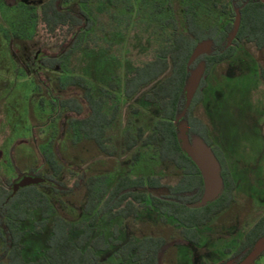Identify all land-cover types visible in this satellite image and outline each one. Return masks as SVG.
Wrapping results in <instances>:
<instances>
[{"label":"trees","instance_id":"obj_1","mask_svg":"<svg viewBox=\"0 0 264 264\" xmlns=\"http://www.w3.org/2000/svg\"><path fill=\"white\" fill-rule=\"evenodd\" d=\"M80 1L88 5L107 0ZM112 1L116 6L123 1L127 10L133 11L128 0ZM194 1L183 0L185 30L173 16L165 18L162 29L171 30L162 32L161 44L154 57L128 72L123 85L124 97L133 99L153 86L145 95V101L159 109L160 118L149 133L142 127L134 129L129 121L120 146L110 131L115 128L121 114L117 93L122 86L113 82L108 89H100L101 94L97 95L94 86L82 76L71 75L65 80H55L53 75L64 73L70 60L80 52L93 28V20L82 9L74 11L67 8L72 0L42 2L34 16L50 37H56L57 42L52 51L42 48L33 69L36 71L37 89L45 93L56 116L54 122L57 123L55 132L58 136L43 153L48 172L31 171L24 175L41 177L45 183L15 192L14 186L23 176L13 184L9 183L8 188H0V264H170L172 261H166V258L173 247H201V231L217 219L222 221L223 214L235 204L237 184L234 176L224 156L213 147L208 127L195 115V109L202 103L206 79L217 65L232 61L242 47L264 53V2L209 0L230 21L223 28L218 25L206 28L199 22ZM142 4L141 10L149 9L153 20H157L158 15L165 16L168 11H174L170 2L165 5L154 1L151 8L147 0H142ZM238 16L241 17L240 28L233 39ZM16 37L19 38L18 35ZM208 41L212 42L211 51L190 65L198 45ZM201 63L206 67L203 80L185 118L176 123L185 108L190 76ZM259 67L260 78L264 82V67ZM40 104L43 106L45 100ZM183 122L188 124L190 140L203 139L222 167L223 192L216 201L202 208H193L203 198L205 187L199 168L181 148L179 124ZM68 135L71 139L66 147L77 149L75 155L79 156L77 158L82 164L88 160L83 158L85 155L91 157L92 148L103 157L116 158L122 147L123 154L132 153L131 165L137 166L143 157L141 149H146L152 150L157 161L168 168L169 176L133 177L127 174L111 186L109 175H91L81 170L80 164L71 166L64 160L59 147ZM66 171L77 176L72 186L62 178ZM41 188L52 189L56 195H69L84 188L85 218L70 222L57 216L50 198ZM150 210L161 215L159 230L162 233L154 230L141 237L131 235L125 241L120 238L125 230L120 221L135 222L142 213ZM38 212L41 220L30 232L41 235L51 223V233L45 253L37 260L28 261L24 257L23 244L26 231L21 229V223L29 221ZM101 221L115 222L110 236L99 231ZM262 239L264 214L245 231L237 248L228 251L231 254L229 261L219 264H240ZM112 248L116 249V262L103 259Z\"/></svg>","mask_w":264,"mask_h":264},{"label":"rangeland","instance_id":"obj_2","mask_svg":"<svg viewBox=\"0 0 264 264\" xmlns=\"http://www.w3.org/2000/svg\"><path fill=\"white\" fill-rule=\"evenodd\" d=\"M43 1L0 0V188H8L9 183H15L31 171L47 173L43 153L58 136L55 132L56 116L45 93L37 89L36 71L33 69L42 48L52 51L57 42L56 37H50L34 16ZM154 1L165 5L170 2L174 11H168L165 16L158 15V19L153 20L149 9L141 10L142 0H128L127 3L133 7L131 12L123 1L116 6L112 0L88 5L72 0L66 6L74 11L84 10L94 25L80 52L70 60L64 73L53 74L54 79L82 76L94 86L97 95L101 94L100 89H108L113 82L122 86L117 93L121 114L115 128L110 131L119 146L129 121L134 129L142 127L149 133L160 118L159 109L145 101V95L153 86L133 99L124 97L123 85L128 72L154 57L161 44L162 32L171 30L162 29L165 18L173 16L185 30L183 0H147L150 8ZM194 5L199 22L206 28L213 25L223 28L230 21L209 0H196ZM259 66L264 67V53L242 47L232 61L217 65L206 79L204 98L196 107L195 115L208 127L213 147L224 156L234 176L236 202L223 214L222 221L217 219L201 231V247H173L166 258V261H172L170 264L229 261L231 254L228 251L237 248L245 231L264 214V82L260 78ZM43 99L45 104L41 106ZM65 139L59 147L64 160L71 166L80 164L81 170L91 175H109L111 186L127 174L133 177L169 176L168 168L157 161L152 150L139 148L143 153L142 160L137 166H132V153L123 154L122 147L116 158L103 157L92 148L91 157L82 156L88 159L86 164H82L77 158L79 156L75 155L77 149L67 148L70 135ZM111 169L113 171L109 172ZM62 178L72 186L77 176L66 171ZM41 190L50 198L57 216L70 222L85 218L84 188L69 195H56L48 188ZM40 220L38 212L29 221L21 223V229L26 231L23 244L24 257L28 261L37 260L47 249L51 223L41 235L30 232L35 230L34 225ZM119 224L125 228L120 237L124 241L131 235L141 237L154 230L162 233L159 230L161 215L155 210L142 213L135 222L120 221ZM114 225L115 222L101 221L99 231L110 236ZM115 251L112 248L103 259L116 262ZM253 264H264V253Z\"/></svg>","mask_w":264,"mask_h":264},{"label":"water","instance_id":"obj_3","mask_svg":"<svg viewBox=\"0 0 264 264\" xmlns=\"http://www.w3.org/2000/svg\"><path fill=\"white\" fill-rule=\"evenodd\" d=\"M262 1L264 2V0ZM240 23L241 17L238 16L232 37L233 39L239 31ZM211 48L212 42L210 41L198 45L190 59V65H192L201 55L210 52ZM205 71L206 67L203 63H201L192 72L186 86L185 108L176 123L181 122L185 118L203 80ZM179 132V140L182 150L196 164L203 177L205 187L204 196L198 203L193 205V208H202L216 201L223 192L224 180L222 177V167L212 148L208 146L203 139L195 138L192 141L190 140V137L188 135L187 123L183 122L179 124ZM45 182L46 180L41 177L24 176L23 179L14 186V190L15 192H17L21 188L29 187L32 185H40ZM263 253L264 239L258 242L256 248L240 264H252Z\"/></svg>","mask_w":264,"mask_h":264},{"label":"crops","instance_id":"obj_4","mask_svg":"<svg viewBox=\"0 0 264 264\" xmlns=\"http://www.w3.org/2000/svg\"><path fill=\"white\" fill-rule=\"evenodd\" d=\"M254 262H255V261H254ZM254 262H253V263H254ZM253 263H252V264H253Z\"/></svg>","mask_w":264,"mask_h":264}]
</instances>
